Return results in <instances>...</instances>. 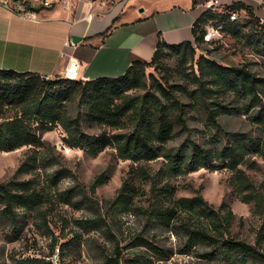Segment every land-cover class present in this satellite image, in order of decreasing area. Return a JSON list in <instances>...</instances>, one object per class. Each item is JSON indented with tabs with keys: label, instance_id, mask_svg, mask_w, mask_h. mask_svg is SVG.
<instances>
[{
	"label": "trees",
	"instance_id": "trees-1",
	"mask_svg": "<svg viewBox=\"0 0 264 264\" xmlns=\"http://www.w3.org/2000/svg\"><path fill=\"white\" fill-rule=\"evenodd\" d=\"M192 4L196 6V0ZM240 12L245 19L230 21L231 13ZM208 26L264 58V22L250 6L233 2L218 11L202 12L191 28L193 41L169 44L159 35L152 59L132 62L120 77L47 79L32 72L0 69V153L28 148L14 175L0 183V218L16 228L27 213L41 212L51 196L72 204L73 190L58 189L60 178L72 173L43 140L45 133L60 128L67 148L92 157L113 148L116 158L132 163L136 177L146 178L142 165L158 159L161 167L152 176L161 182L201 169L229 172L228 184L236 197L250 205L259 219L253 246L233 236L235 214L230 206L222 202L214 208L201 192L174 200L166 184L159 194L165 193L172 207L162 205L148 215L166 225L179 213L185 214L177 228L187 239V247L203 250L202 258L219 264H264V172L256 160L264 162V79L245 67H226L203 54L196 57L198 47L208 40ZM111 29L101 35L107 36ZM169 61L175 63L184 82L161 81L152 73L149 82L147 70L162 75L170 70ZM190 63L196 70L187 73ZM230 115H246L255 130L230 131L221 122ZM86 126L98 128L99 134L88 133ZM53 167L57 168L52 173L46 171ZM247 170L262 172V182L256 183ZM23 176L30 178L22 180ZM107 179L98 176L90 186L92 192ZM133 191L132 183H123L110 204H131ZM35 260L25 259L23 264ZM110 264L120 263L111 258Z\"/></svg>",
	"mask_w": 264,
	"mask_h": 264
},
{
	"label": "rangeland",
	"instance_id": "rangeland-1",
	"mask_svg": "<svg viewBox=\"0 0 264 264\" xmlns=\"http://www.w3.org/2000/svg\"><path fill=\"white\" fill-rule=\"evenodd\" d=\"M136 1L129 0L125 6L126 18L136 13ZM178 1L183 4L188 0ZM197 1L203 11L207 10L206 3L210 0ZM217 1V11L225 5L241 1L251 6L264 22V0ZM117 3H120L119 0H116ZM238 16L240 19L246 17L244 12H240ZM207 34L208 42L205 41L198 47L196 57L203 54L226 67H245L256 77L264 79L263 57L212 26L207 27ZM168 67L170 70L162 75L150 68L147 70V77L152 73L161 81L184 82L173 61L168 62ZM195 70L194 63L186 67L187 73ZM148 81L150 82L149 77ZM221 122L233 132L255 130L246 115H230L222 118ZM85 130L90 134L100 132L93 126H86ZM61 137L62 130L58 128L45 133L43 140L53 147V155L61 165L72 173L58 181L59 191L73 190L72 204H62L51 196L41 212L27 213L16 228L0 218V264H23L25 259H36L33 264H60L59 261L63 264H110L111 258H118L120 264H219L202 258V249L187 247V239L177 228L180 220L186 219L185 214L179 213V217L166 225L149 217L148 213L153 208L162 205L172 207L165 193L159 194V189L166 184L171 187L174 200L193 198L201 192L202 197L214 208L226 202L235 214L233 236L252 246L255 244L259 219L252 213L250 205L241 203L236 197L228 184L231 177L229 172L201 169L169 182H161L159 177L152 176L161 167L158 159L142 165L148 173L146 178L136 177L132 172V163L116 158L113 148H106L92 157L80 150L68 148L67 151ZM27 151L28 148L23 147L11 153H0V183L8 181L14 175ZM256 160L264 172V162L258 158ZM56 168H48L46 171L52 173ZM246 173L258 184L263 180L260 171L247 170ZM40 174L42 178L46 177L42 171ZM100 175H104L108 181L92 192L90 186ZM29 178L30 176H23L21 179ZM125 182L132 183L134 187L131 204L123 207L111 205ZM61 245L62 250L59 252Z\"/></svg>",
	"mask_w": 264,
	"mask_h": 264
},
{
	"label": "crops",
	"instance_id": "crops-1",
	"mask_svg": "<svg viewBox=\"0 0 264 264\" xmlns=\"http://www.w3.org/2000/svg\"><path fill=\"white\" fill-rule=\"evenodd\" d=\"M40 1L25 2L38 10L34 20L0 2V69L50 79L63 77L76 61L79 80L120 77L132 62L152 59L159 35L169 44L193 41L192 25L204 12L197 0L194 7L192 0H137L130 18L124 12L129 0L113 6L110 0H70L49 9Z\"/></svg>",
	"mask_w": 264,
	"mask_h": 264
},
{
	"label": "built area",
	"instance_id": "built-area-1",
	"mask_svg": "<svg viewBox=\"0 0 264 264\" xmlns=\"http://www.w3.org/2000/svg\"><path fill=\"white\" fill-rule=\"evenodd\" d=\"M115 1V0H114ZM113 0H110L109 3H115ZM127 0H119L120 3H124ZM1 3H3L5 6L13 9L16 13H18L20 16L27 18V19H36L35 11H33L31 8L27 6L25 3L26 0H0ZM101 3L106 2V0H100ZM70 0H41L40 1V8L49 9L57 5L62 6H69ZM217 0H210L208 3H206L207 9H215V7L218 6ZM239 19L238 14L231 13L230 14V21H236ZM66 45L69 43L66 42ZM78 70H79V64L76 61H71L70 64L66 67L63 77L69 80H77L78 77Z\"/></svg>",
	"mask_w": 264,
	"mask_h": 264
},
{
	"label": "bare ground",
	"instance_id": "bare-ground-1",
	"mask_svg": "<svg viewBox=\"0 0 264 264\" xmlns=\"http://www.w3.org/2000/svg\"><path fill=\"white\" fill-rule=\"evenodd\" d=\"M69 149L67 148V151H68Z\"/></svg>",
	"mask_w": 264,
	"mask_h": 264
}]
</instances>
